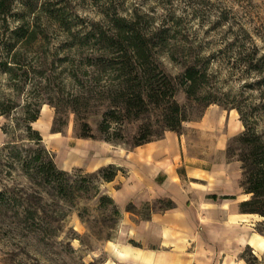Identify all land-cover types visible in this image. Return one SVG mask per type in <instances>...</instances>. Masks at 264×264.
I'll list each match as a JSON object with an SVG mask.
<instances>
[{
  "label": "rangeland",
  "instance_id": "374dc122",
  "mask_svg": "<svg viewBox=\"0 0 264 264\" xmlns=\"http://www.w3.org/2000/svg\"><path fill=\"white\" fill-rule=\"evenodd\" d=\"M116 22L135 32L121 34ZM136 32L155 54L152 66L169 76L177 77L193 64L206 67L209 84L204 94L217 101L210 106L243 119L264 140V0H0V107H13L0 116V193L16 200L13 211L19 212L20 221L25 211L35 212L40 228L27 232L17 219L14 224L4 220L0 260L264 264V251L249 246L237 249L236 257L225 263L222 255L232 251L217 234L227 231L194 228V213L173 216L185 228L161 226L162 217L177 211L170 195L180 193L171 191L168 176L185 180L188 158L204 153L212 141L196 128L203 105H191L178 91L176 100L186 108L189 121L178 135L182 150L176 146L171 155L131 148L142 122L124 124L123 142L76 137L81 122H88L99 136L97 124L104 110L99 92L105 83H118L104 69L117 67ZM79 97L91 99L90 105L76 102ZM26 106L30 112L40 107L31 127L41 135L56 167L71 175L69 184L80 190L61 194L47 182L30 178L29 166L12 158L13 147L27 161L34 157V147L25 139ZM159 115L153 112L149 121L154 135L164 139L167 131L157 124ZM53 126L61 132L52 133ZM228 145L236 146L232 139ZM109 165L120 170L113 181L92 176ZM100 196L112 199L120 215H113ZM261 221L254 215L243 228L254 229Z\"/></svg>",
  "mask_w": 264,
  "mask_h": 264
},
{
  "label": "trees",
  "instance_id": "16d2710c",
  "mask_svg": "<svg viewBox=\"0 0 264 264\" xmlns=\"http://www.w3.org/2000/svg\"><path fill=\"white\" fill-rule=\"evenodd\" d=\"M116 28L121 34L126 32H135V29L125 30L121 23L116 22ZM120 34V35H121ZM120 63L108 69H104L108 75L114 74L118 80L117 84L105 83L101 87L98 98L103 102L104 110L100 114V121L97 124V133L88 122H81L77 138L98 140L105 143H118L124 141L121 128L129 122H142L138 131L131 138V148H137L142 145L161 140L164 135L155 136L152 131L150 114L155 111L160 112V124L164 132H174L181 134L183 123L189 121L186 108L178 103L176 95L182 91L191 105H203V116L207 107L217 104L215 99H210L204 94L209 84V72L204 66L193 64L184 68L181 75L171 77L162 69L152 66L155 54L144 42L143 37L136 32L131 38V45L122 54ZM111 70V71H110ZM82 105L88 107L91 99L79 97ZM97 101V99H96ZM105 104V105H104ZM0 116L7 115L13 107H0ZM25 127L26 140L34 147L30 149L34 154L33 159L27 161L28 157L22 158L17 147L13 159L29 166L32 170L27 172L30 178L39 179L47 182L53 189H57L61 194L67 189L73 191L80 190L77 186L69 184L71 175L66 171L56 167L52 156L47 152L43 145V139L38 131L31 127L40 115V107H36L33 112L29 111V106L25 107ZM245 126V131L232 138L235 147L228 145L226 155L228 160L236 158L241 163V182L240 187L244 195L250 196L249 199L241 202L238 206L241 214L259 215L263 221L255 225V232L264 237V140L262 136L256 134L252 129L246 126L245 121L241 120ZM146 122V123H145ZM55 123V122H54ZM61 130L52 127V133H60ZM15 146V145H14ZM239 151L240 153H236ZM34 163L33 167L32 164ZM31 165V166H30ZM118 168L109 165L106 168H100L94 176H99L104 182H111L117 176ZM86 192L89 190L86 188ZM216 199L215 196L210 197ZM227 198V197H224ZM100 202L111 206L113 215L118 216L120 212L112 199L106 196H100ZM16 200L6 195V192L0 193V224L8 219L10 224H14V219L23 226L27 232H36L40 230L35 224L36 213L25 211L27 215L24 220L19 219V212L13 211V205ZM243 259V257H241ZM3 264L6 261L0 260Z\"/></svg>",
  "mask_w": 264,
  "mask_h": 264
},
{
  "label": "crops",
  "instance_id": "0c3cea01",
  "mask_svg": "<svg viewBox=\"0 0 264 264\" xmlns=\"http://www.w3.org/2000/svg\"><path fill=\"white\" fill-rule=\"evenodd\" d=\"M196 128L210 136L212 141L204 148L203 155L188 158L190 163L186 170L188 183H185L186 179L175 180L173 175L168 176L166 181L171 191L176 189L180 193L179 198L170 195L176 202L177 211L171 210L166 217H162L161 226L166 230L185 228L184 224L174 217L177 218L176 214L194 213L192 221L194 228L227 231L222 235L217 234L225 241L224 247L232 251V253L225 251L222 255L225 263L236 257L239 252L237 249L242 246L263 252L264 237L256 234L251 227L243 228V224L254 215L239 212V204L247 200L240 187L241 169L238 162L229 161L226 156L228 141L244 130L242 122L232 113L218 106H210L201 121L196 123ZM176 146L180 152L182 150L180 138L174 132H167L164 139L142 145L137 149L145 148L144 152L147 153L154 148L171 155L176 152ZM212 196L216 199H211ZM234 248L236 250H233Z\"/></svg>",
  "mask_w": 264,
  "mask_h": 264
},
{
  "label": "bare ground",
  "instance_id": "6f19581e",
  "mask_svg": "<svg viewBox=\"0 0 264 264\" xmlns=\"http://www.w3.org/2000/svg\"><path fill=\"white\" fill-rule=\"evenodd\" d=\"M41 114L44 115V114H45V111L42 110V111H41ZM40 123H41V122H39L38 125H40Z\"/></svg>",
  "mask_w": 264,
  "mask_h": 264
}]
</instances>
